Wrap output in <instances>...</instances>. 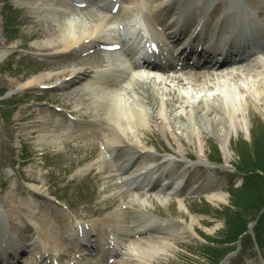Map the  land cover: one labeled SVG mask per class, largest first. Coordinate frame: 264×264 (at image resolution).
<instances>
[{
	"label": "rangeland",
	"instance_id": "rangeland-1",
	"mask_svg": "<svg viewBox=\"0 0 264 264\" xmlns=\"http://www.w3.org/2000/svg\"><path fill=\"white\" fill-rule=\"evenodd\" d=\"M39 1L0 0V93L2 94L0 96V112H2L0 117V233L8 224L11 209L22 208L23 204L27 203L33 207L35 219L44 221L42 226L46 224L47 229L53 227L52 232L57 235V240L53 244L56 243V248L64 250V255L68 254L71 247L76 246L72 240L74 231L68 230L70 225L83 220L97 219V223L102 222L111 212L119 210L121 201L129 206L131 201L136 199L145 207L138 217L139 221L150 219L155 230L159 231L156 233L148 230L142 235L139 234L138 240H142L143 236L161 237L166 238L170 244L168 251L143 264H213L211 259L215 255L218 258L220 250L222 256L234 248L238 249L237 254L228 255L221 264H264V235L260 246L256 238H253V232L250 234V239L242 238L235 245L213 246L212 250L206 249L208 241L222 240L225 222L220 213H223L228 206L214 207L203 195L200 196L202 198H198V195L192 199L178 200L164 199L156 196L154 192L153 194L135 193L130 189L133 171L125 174L127 184L120 187L117 181L122 178V173L113 172L112 167L107 166L108 168L99 175L97 172L101 171L99 168L101 164H96V161L99 159V148L102 145L100 142L106 141L105 132L108 127L106 123H110V119L105 114L99 113V110L88 109L85 103L80 106L75 100V97L80 99L78 94H53L49 91L40 93L41 91L32 88L33 85L17 86V82L25 84L39 76H53L43 85L54 84L57 79L70 76L72 68H87L92 62L91 58L87 61L56 63V66H53V63L47 61L50 57L34 51L38 49L37 46H40L38 44L42 43L44 34L48 33L43 17L36 11ZM125 1L126 6H131V0ZM151 1L149 8L155 5L163 7L170 2V0H161L159 3ZM202 1L203 6L211 9L223 2L222 0ZM173 3V6L167 10L179 8L178 0H173ZM96 9L97 7H94L86 11L101 14ZM254 14L258 15L255 7L234 6L228 10L227 20L231 23L243 24L244 18L247 20ZM210 29L212 26L209 27ZM100 57H102L100 54L93 55V58ZM263 61L264 54L252 58L250 63L244 65L201 74L204 75L202 77L204 84L209 88L207 93L195 91L198 89L192 78L182 74L177 76L176 86L173 89L175 92L186 90L197 98V100H190L194 105L186 104L185 99L183 104L182 100L173 98L174 101L171 103L174 105L176 103V108L172 109L171 113L174 116L169 117L165 124L158 119L153 121L154 116H152L153 119L149 117L145 129L137 130L136 134L139 138L137 142L133 141L134 147L140 150L145 149L142 150L145 154L151 153L153 157L150 159L154 162L160 157L162 159L168 156L170 163H164V166L169 164L173 173L189 175L191 181L201 183L206 180L215 194L219 195L220 192L226 195L227 203L230 205L232 201L228 191L232 184L237 188L243 183L242 178L236 176L234 171V164L238 160L236 150L233 151L234 147L237 149L241 142L251 144L254 133H257V137L260 138L264 135V94L259 98L255 97L249 91V85L243 80L247 73L254 75L259 70L262 71ZM222 75L232 76L235 85L244 90L243 95L251 101L242 111L236 113L235 119L238 121L236 124L234 119L229 120L219 94L211 93L213 89L210 90L212 80ZM160 78H165V81L171 79L170 77ZM122 87L128 91L126 93L129 96L127 83L126 85L122 83ZM173 94L174 92L171 91V97ZM156 96L159 97L158 94ZM20 100H24L25 103L19 104L17 101ZM18 104V108L15 109V105ZM44 104L70 109H65L66 111L77 109L78 118L97 122L98 125L84 130L72 129L63 123L59 114L48 107H39ZM11 105L14 107H10ZM198 105L203 106L201 110L205 112L201 111ZM209 106L215 107L218 111L214 113L213 108ZM10 108L14 109V112L9 119H6L5 115L8 116ZM207 109L211 110L207 117L211 118L213 115L217 117L211 121L212 124L210 121L207 122L205 114L203 115ZM186 111H193L196 114L195 119L200 120L199 128L197 127L195 132L197 136H194L193 129L186 125L184 116H179V114L184 115ZM202 120L209 123V126L201 125ZM53 133L56 137H61L63 141L53 147L44 145L40 140L41 136L45 137L46 134L51 136ZM219 141L222 143L226 141L228 146L227 153L221 151L222 164L217 165L211 162V159H217L214 152L216 147H219ZM24 156L28 157L25 161L22 160ZM101 162L102 166L108 164L107 161ZM88 166L90 169H87ZM30 188H39L45 193L48 192L50 200L59 199L65 206H55L51 201L32 197L29 194ZM180 197L184 199L185 196ZM107 204L111 206L105 210ZM93 210L102 211L94 213ZM166 224L173 230L159 229L158 225ZM131 227L133 228L132 224ZM57 229L60 230L57 231ZM26 235H29V238L33 236L32 232H27ZM131 235L135 236L134 233H130L129 239H133ZM30 243L27 258L35 262V257L41 254V245L34 244L32 241ZM24 248L27 249V247ZM127 257L130 258L131 255L128 249H125L124 256L119 257L116 264H124L127 262L125 261Z\"/></svg>",
	"mask_w": 264,
	"mask_h": 264
},
{
	"label": "bare ground",
	"instance_id": "bare-ground-1",
	"mask_svg": "<svg viewBox=\"0 0 264 264\" xmlns=\"http://www.w3.org/2000/svg\"><path fill=\"white\" fill-rule=\"evenodd\" d=\"M65 1L44 0L39 2V8H36V11L43 17L42 20H44V26L45 29H48V33L44 34L43 41L42 43L38 44L40 46H37L38 49H35V52L44 55L50 54L52 56H58L60 53L66 54L62 55V57H64L67 55L71 56L77 52H80L81 54L87 49L93 47L98 41L112 45L113 43L118 42L116 38V27L119 25H124V28L126 27L129 30L131 28V23L135 24L134 27H132L134 31L137 28H144L143 31L147 36H149L148 39H153L155 35L152 31L151 20L153 18L162 20L166 14L165 9L157 5H155V7H153L149 13H144L143 3L151 0H134V3H132L133 7L131 9L126 8L122 10L120 14L116 15V17H112L110 15L105 16L103 14L95 13L94 11L76 12L78 9L71 8L65 3ZM87 1L88 0H77L79 3H87ZM107 1L113 2V0H100V3L107 4ZM153 1L154 3L156 1L159 3L161 0ZM222 1L223 2H221L219 6H216L213 10L219 20L225 18L226 6L229 3L228 0ZM250 1L254 2L255 5H259L262 2L264 3V0H237L236 4L239 6L240 3H242V5H246V3H251ZM177 4L181 5L180 11L178 13H174L172 19L177 20L181 18L184 20L192 16L191 10L195 7V5H197V1L194 0L193 2H189V0H178ZM58 8H63L65 11L60 14V12L55 11ZM206 11V7L203 6V8L200 9L201 14L199 17L202 18L203 16H206L207 18L208 13ZM259 11L263 16L262 21L264 24V7L259 9ZM226 25L229 26V28L226 27ZM235 25V23L225 20L224 25L220 27L221 31L219 38L221 41L219 50H224V48L228 45V34L233 35L236 33L237 35H247L248 32H252L253 29L257 30V28L253 27L252 25ZM162 27L164 26L162 25ZM237 27H241V29H235ZM194 35L195 34H192V36ZM91 60L92 62L90 63L89 70L92 72V76L84 79L83 75L81 74L82 72L84 74H88V71L83 70V68L74 67L71 69L72 76L68 80H65L63 83H59L58 85H60L59 87L61 91L65 92V94L69 89L72 91L70 95L78 94L80 99L78 100L77 97H75V100L78 101L80 106H83V103H85L88 109L99 110V113L105 114L107 118L110 119V123H106L108 126L107 132H105L107 138L106 141H103L105 147L103 146L102 154L99 157L104 158L107 155L120 153L119 158L123 159L125 162L127 157L128 159L126 163L132 165V167L136 163H140L139 165H142V163L146 161L145 159H147V156L142 152V150L145 149L140 150L138 147H134L133 141L137 142L139 138L136 134L137 130L140 128L143 130L145 129V125L148 123L149 117L153 119L152 116H154L153 121L158 119V121H161L162 124H165L169 117H173L174 115L171 112L173 111L172 109L176 108V103L175 105L171 103L174 101L173 98H176L178 101L182 100L183 104L185 99V103H188L191 106L194 104L190 100H197V98L193 97L186 90L175 92L173 88L176 86L177 77L165 81V78L153 79L152 76L147 74L148 72L137 71L129 75V78L126 81H119V77L127 74V71L130 69L129 63L126 62L124 55H122L120 51H104L102 57L99 59L92 58ZM261 65L264 66V61L261 63ZM84 76L88 77V75ZM189 76H187V78H192L191 80L196 83L195 87H197L198 90L195 91L205 93L208 92L209 88L206 87L204 84L205 81L202 78L204 75ZM52 77L39 76L28 83L20 84L17 82L16 84L19 87H25V85L38 86L45 84L47 79H51ZM243 80L249 85V91H251L255 97L259 98L264 94V70H259V72L254 75H252V73H247L245 74ZM234 81L235 80L232 78V76H218L212 80V87L210 90L213 89L211 93L216 92L219 94L220 100L222 102L221 104L225 106L224 108L227 111L229 120L231 121L234 119L236 124L238 123V121L235 119L236 113L242 111L251 101L243 95L244 90L239 89L238 86L235 85ZM122 83H125V85L127 83L129 86V96H127L126 93L128 91H125V88L122 87ZM171 91L172 93L174 92L172 97L170 95ZM156 94H158L159 97H157ZM82 98L86 101L82 100ZM202 107L203 106L200 105L199 109L201 110ZM209 107L211 108V106ZM212 108L211 109L214 111V113L218 111L215 107ZM201 111L205 112V110ZM210 111L211 110L207 109L206 113H203V115L205 114L207 122L210 121V124H212L211 121L217 117L214 115L211 118L207 117L206 115ZM179 116H184L186 125L193 129V134L195 136L196 128H199L198 121H200L197 118L195 119L196 114L193 113V111H186L184 115L179 114ZM202 122L200 123L201 125L204 124L209 126V123H206L203 120ZM130 138L132 139L131 143ZM40 140L43 141L44 145L51 147L57 146L61 141H63L61 137H56L55 133H53L51 136H48V134H46L45 137L41 136ZM143 165L145 167L143 169H148L150 166L148 163H143ZM90 166H88L87 169H90ZM119 168L120 170L124 169L123 167ZM136 170L138 171V174H135H137V176L143 177L141 167H138ZM153 179L154 175L151 176L150 179L146 180L147 187L150 186ZM144 180V178H138L136 183H142ZM184 181V176H180L176 180L174 188L169 190V185L166 186L165 183L164 185L159 186V191L157 192H162L164 194V198L167 199L171 195L175 194L176 191H180L179 189L183 186ZM191 184L194 185L185 188L186 194H202L201 187H204L205 189H211L210 185H208V182H205L204 184L202 183L200 185H196L195 182H191ZM142 190L144 191V189ZM162 190L165 191L163 192ZM29 194L32 197L37 198L46 195V193L39 188H30ZM203 195L214 207H222L227 203L226 195H223L220 192L219 195L215 194V191H211L206 194L204 193ZM136 202V199H133L132 203H130V206L128 207L129 215H137V208L144 206L140 205V202ZM109 205H107V207ZM102 210H93L92 212L99 213ZM10 212L11 217L8 220V226H5L4 229L5 231L9 232L7 236H11L12 239H14V246H3L1 242L2 238L6 239V237L0 233V256H9L8 250L10 248H12L10 250L13 251L18 249L16 247L18 242H22L24 245L23 242H27V239H29L25 233L33 232L38 238L35 239L33 237L31 241H36L37 243L42 244L43 254L58 253L57 255H51V263H53L54 260H57L59 264H61L62 258H59V256L62 257L61 251L64 250L61 248H56V243L53 244L57 240V235L52 232L53 227L51 229H47L46 224L45 226H42L44 221L35 219L33 215L34 209L27 203L23 204L22 208L11 209ZM130 220L131 219L129 217L125 216L124 211L117 210L115 212H111L107 217H105L100 225L102 230H109L113 237L122 241L123 237L125 236L124 231L126 229L127 223H130ZM135 220L138 221L137 218ZM81 227L85 229L84 226ZM139 227H143V225H140ZM149 227V224H147L144 226V230L153 229ZM164 227L165 229L173 230V228L168 224H166ZM59 230L57 229V231ZM79 231L82 232L81 229H79ZM139 233L142 234V231ZM126 248L130 252L131 258L135 260L134 264H143V262H148L158 257L161 253L168 251L170 244L166 238L143 237L142 240L133 239L128 245H126ZM86 259V257L79 255L77 258H70L67 261H64V264H84Z\"/></svg>",
	"mask_w": 264,
	"mask_h": 264
},
{
	"label": "trees",
	"instance_id": "trees-1",
	"mask_svg": "<svg viewBox=\"0 0 264 264\" xmlns=\"http://www.w3.org/2000/svg\"><path fill=\"white\" fill-rule=\"evenodd\" d=\"M257 136L254 133L251 145L241 142L236 149L237 171L246 175V181L241 189L231 191L235 211L227 210L225 214L226 231L222 243L236 242L247 230L245 217L264 208V135ZM263 221L261 217L258 223Z\"/></svg>",
	"mask_w": 264,
	"mask_h": 264
}]
</instances>
